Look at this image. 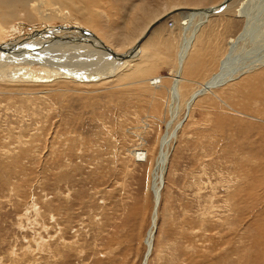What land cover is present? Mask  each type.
I'll use <instances>...</instances> for the list:
<instances>
[{"label": "rangeland", "instance_id": "rangeland-1", "mask_svg": "<svg viewBox=\"0 0 264 264\" xmlns=\"http://www.w3.org/2000/svg\"><path fill=\"white\" fill-rule=\"evenodd\" d=\"M222 1L28 0L2 41L39 50L73 37L98 69L102 47L77 27L124 53L157 16ZM184 15L96 80L0 67V264H144L156 176L147 264H264V0H232L187 29Z\"/></svg>", "mask_w": 264, "mask_h": 264}, {"label": "bare ground", "instance_id": "bare-ground-1", "mask_svg": "<svg viewBox=\"0 0 264 264\" xmlns=\"http://www.w3.org/2000/svg\"><path fill=\"white\" fill-rule=\"evenodd\" d=\"M231 1L232 0H223L219 5L210 6V7H215V12H218V11L222 10L223 8H225ZM25 2H28V0H0V49H4V50L6 49L7 53L11 52V53H14L17 56L16 58H14V56L12 57L11 55L7 54L3 58L0 57V67H9L11 64H16L17 62H18L17 66L19 65L18 67H25V65L33 66L34 63H36V64L39 63L40 65H43V66L47 67L49 70L54 72L56 75H61L62 77H68V78L75 79V80L76 79H79V80H81V79L82 80H90V79H87V78L88 77L91 78V76H93V77L96 76V77L99 78V77H104V76H107V75H112L114 70L118 67V65H120L119 63H122V62L126 61L127 59L131 60V58L136 57L139 54V52H140L139 49L141 48L142 42L150 35L152 30L157 25H159L160 23L166 21V19L170 18L171 16L175 15L176 13L185 12V15H184L185 19L183 21L185 29L188 28V26L190 25V23L193 20V18L199 17L201 19L199 23L202 24L204 22L203 19H206L207 16H209L210 14L215 13V12L208 13V11H206V9H205L207 7L199 8V9L198 8H194L193 9V8L175 7L172 10L168 11V13H164V14H162L160 16H157L151 23H149L147 25L148 28L146 27L147 28L146 32H148V29H150L157 20H159L161 17H166L165 19L161 20L157 25H155L151 29L150 33L145 36L144 39H143V37L146 34V32L145 33L143 32L144 35L142 33L138 37V39L135 41V43L133 44V47L131 46V48L128 51L124 52V53L123 52L119 53V52L111 49L109 46H107L105 44V42L103 40H101L98 36L93 34L91 31H89V30L87 31V29H83V28L77 27L78 29H77V31L75 33H79V32L83 33V31H84V34H80V37H82V38L87 37V38H89L90 40L94 41L95 43H97L98 45H100L102 47L101 51H100V49L99 50H95V52L98 54L97 57H95V58H97V60L99 61V65H97L98 69H94L95 67H92L93 65L90 64L91 60L87 59L86 57L85 58L89 62H85L83 60L85 55L89 56L90 50H87L85 52L86 54H84V52H80L82 49H85V48H83L85 45L82 46V49H79L77 47V45L74 43L75 41H73V39H74L73 37L72 38L68 37V39L72 40L73 43H69L68 39L60 41V39H61L59 37L60 35L58 36L59 38H55V41L53 39L48 40L46 38H43L42 41H46V44L48 46H46V47L42 46V48H39V50H36V49H33V48L32 49H25V46L28 45V44H26L25 46H23V48L26 51L23 48H17L16 47L17 44H12V43L9 44V43H5L4 41H2V39H4L5 36H9L10 35V33L12 32V29H13V28L11 29V24H9V22H10L9 15H10V17L17 16V15L21 16L20 15L21 12L19 10H16L17 7H14V8H12V7L14 5H17V4H20L21 7L25 6V4H24ZM150 14L151 13H148L147 16H149ZM6 15H7V17H6ZM23 16H25L24 17L25 19H28V20L30 19V16L28 15V11H26ZM21 18H22V16H21ZM145 20H146V18H145ZM169 24L173 25L171 20L169 21ZM18 26L21 27L22 29L26 27L23 23H19ZM63 29H65V31L69 30L68 27H65V28L63 27ZM78 30H79V32H78ZM71 32H72V30H71ZM43 36H45V35H43ZM65 36L67 37V34H65ZM128 36H129V38H131L133 35H132V33H130ZM62 38H64V37H62ZM87 38H85V39H87ZM51 40H53V41H51ZM130 40H132V39H130ZM28 46H30V44ZM66 46L71 48V49H76V50L75 51L72 50V52L67 54L66 53L67 49H65ZM191 46H192V39H189L181 46V48H180V50L178 52V70H177L176 75L174 76L175 80H174V82H173V84L171 86V95H170L171 102L172 101L177 102L178 99H179V96H180L179 82L181 80V75H182L183 70H184V65H186V63H187V62L185 63V60H186V58L188 56L187 54H188L189 49H190ZM20 47H22V46H20ZM58 47H59V49H58ZM60 47H63V49H60ZM95 49H97V48H95ZM50 50H53L54 52H50ZM131 50H132V53H134V55L132 57H128L127 56V55H129L128 52L131 51ZM102 51L105 52V53L102 54ZM34 53L36 54V56H32V54H34ZM59 54H61V55L58 56ZM63 54H66V55L63 56ZM112 54H119V55L120 54H122V55L125 54V56L123 57L122 60H117L115 58H112ZM55 55H57V57H55ZM103 56H107V57H103ZM38 57L40 59H38ZM18 58H20V60ZM89 58H90V56H89ZM76 61L80 62V63H84V66H82V67L81 66H79V67L76 66V63H77ZM25 62H27V63L24 64V65H21L22 63H25ZM91 62H93V61H91ZM90 67H92V69H90ZM67 72L70 73V74H68ZM219 76L220 75H216L212 81L208 82L207 83L208 86L213 85ZM24 79H25V77H24ZM151 82H152V84L159 83L158 81H156L154 79H152ZM196 95L197 94H194V96H196ZM142 156H144V154H142ZM138 157H141V156H139V154H138ZM165 161H167V154H166V152L162 151L160 153V162L164 163ZM160 177H162V176H160ZM153 181L154 182H153V185H152V189L154 191V195H155V198H156V204H155V208H154V211H153L154 213H153V216H152V227H151V229L149 230V233H148L147 252H146V255H145V258H144V262H145L144 264L148 263V259L150 257L151 252H152V240H153V235H154V229L156 227L157 220H158V211H159V205H160V189L157 187V176L154 177Z\"/></svg>", "mask_w": 264, "mask_h": 264}, {"label": "water", "instance_id": "water-1", "mask_svg": "<svg viewBox=\"0 0 264 264\" xmlns=\"http://www.w3.org/2000/svg\"><path fill=\"white\" fill-rule=\"evenodd\" d=\"M206 9V11H208V13H213V12H215V7H207V8H205ZM168 16V15H167ZM166 17H161L159 20H157L154 24H153V26L150 28V29H148V32H146V34L144 35V37H143V39L145 38V36L146 35H148L149 33H150V31H151V29L155 26V25H157L161 20H163V19H165ZM129 53V55H127L128 57H132L133 55H134V53H132V50L131 51H129L128 52ZM125 56V54H112V58H115V59H117V60H122L123 59V57ZM68 73V72H67ZM68 74H70V73H68ZM87 79H92V80H96L97 78H96V76H91V78H87Z\"/></svg>", "mask_w": 264, "mask_h": 264}, {"label": "crops", "instance_id": "crops-1", "mask_svg": "<svg viewBox=\"0 0 264 264\" xmlns=\"http://www.w3.org/2000/svg\"><path fill=\"white\" fill-rule=\"evenodd\" d=\"M168 23H169V21H168ZM168 23H167V24H168Z\"/></svg>", "mask_w": 264, "mask_h": 264}]
</instances>
